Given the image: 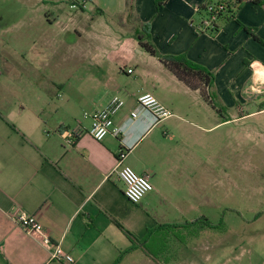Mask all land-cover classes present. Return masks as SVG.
<instances>
[{
  "label": "crops",
  "instance_id": "obj_1",
  "mask_svg": "<svg viewBox=\"0 0 264 264\" xmlns=\"http://www.w3.org/2000/svg\"><path fill=\"white\" fill-rule=\"evenodd\" d=\"M204 2L168 0L157 9L155 0H0V264H112L158 227L177 228L184 241L198 235L173 242L164 262L135 246L121 264H178L191 254L201 256L197 264H227L220 254L232 264H253L255 254L264 264V240L249 222L227 223L235 209L219 208L218 219L206 214L207 189L218 194L221 181L216 140L204 125L214 99L230 106L234 96L264 92L254 74L264 68V0H240L212 32L193 23ZM142 23L161 55L212 72V87L191 89L144 51L132 37ZM146 93L174 116L155 123L139 111L131 119ZM115 96L124 101L113 118L119 135L83 134L66 145L60 131L78 122L88 130ZM121 152L123 164L153 186L138 204L116 173ZM13 213L35 216L49 245L15 224ZM260 217L264 211L254 222ZM206 220L220 229H206ZM57 248L70 263L53 259Z\"/></svg>",
  "mask_w": 264,
  "mask_h": 264
},
{
  "label": "rangeland",
  "instance_id": "obj_2",
  "mask_svg": "<svg viewBox=\"0 0 264 264\" xmlns=\"http://www.w3.org/2000/svg\"><path fill=\"white\" fill-rule=\"evenodd\" d=\"M63 6L68 7V4ZM78 12L86 18V14ZM204 16V11L197 13L194 25ZM229 101L231 105L227 106L226 100L214 99L215 110L206 108L204 114V125L210 128L207 138L212 136L216 140V162L221 181L218 194L213 196L207 189V203L210 201L213 206L207 205L205 211L218 219L220 209H235L228 212L227 223L239 229L238 226L248 221L250 232H254L253 236L258 237L256 240L260 243L264 240V217L256 222L254 217L264 211V92L252 90ZM208 147L207 140V150ZM220 255L230 258L227 264H232L231 255ZM192 257L191 254L189 258ZM194 257L196 259L184 260L182 256L178 264H197L201 256ZM250 258V254L245 255V260ZM158 260V263L165 261ZM253 261V264L261 263L255 254ZM212 263L213 260L206 264Z\"/></svg>",
  "mask_w": 264,
  "mask_h": 264
},
{
  "label": "built area",
  "instance_id": "obj_3",
  "mask_svg": "<svg viewBox=\"0 0 264 264\" xmlns=\"http://www.w3.org/2000/svg\"><path fill=\"white\" fill-rule=\"evenodd\" d=\"M71 7L77 9L78 5L73 3ZM224 11V5L220 4L219 0H215L213 3L207 5L204 11L205 16L202 17L199 22V30L202 32L214 31L216 29V24L220 20V15ZM256 68L258 69L254 71V74L258 78L255 83L264 84V68L260 66ZM127 72L132 73V70L128 69ZM259 72H262V75H259ZM123 105L124 101L121 98L117 96L113 97L103 110L95 112L92 115V123L88 130H85L79 122L71 128H64L61 130L60 134L63 141L66 145L72 146L83 134H88L96 141H102L108 135L118 136L120 129L115 127L113 118ZM137 105V109L131 113V119H135L139 111L151 115L155 123H159L174 116L155 96L149 93L140 95L137 99ZM126 155V152L120 153L116 173L125 185V197L131 203L138 204L148 193L153 191V186L148 176L140 175L130 166L123 164ZM11 218H13L15 224L28 234L39 236L41 242L45 246L49 245V238L44 234L43 227L35 216H27L25 214L16 215L13 213L11 214ZM53 259L65 263L71 262V257L60 248H57L53 254Z\"/></svg>",
  "mask_w": 264,
  "mask_h": 264
},
{
  "label": "trees",
  "instance_id": "obj_4",
  "mask_svg": "<svg viewBox=\"0 0 264 264\" xmlns=\"http://www.w3.org/2000/svg\"><path fill=\"white\" fill-rule=\"evenodd\" d=\"M167 1L168 0H155L157 9L163 7ZM214 1L215 0H205V2L199 7L198 12L205 11L206 6L213 3ZM219 3L224 5L225 8V11L221 13L219 18L222 20H227L233 17L232 15L234 9L241 4L240 0H219ZM127 13L129 16L127 18V23H130L135 17L134 9L130 1H127ZM132 37L138 42L144 51L149 53L151 56L158 58L159 61L170 72L187 84V86H189L191 89H200L202 91L206 87H212L214 83V75L206 68L189 61L185 56L161 55L152 41L149 24L142 23L138 26H135ZM211 102L213 108L215 109L214 102ZM173 229H175V231H173ZM176 229L177 228L158 227L153 231H149L147 237L144 240L141 242L133 241L132 246L129 249L121 252L112 264H121L127 253L134 250L135 246H141L143 253L147 257L152 258L155 261H159L158 258H161L163 261V259L169 255L166 253L167 251L171 250L173 242H177L178 244L182 245L187 243L192 238L197 237L198 235L197 230L195 232H188L184 241L181 237V234L176 231ZM206 229H220V225H213L209 220H206Z\"/></svg>",
  "mask_w": 264,
  "mask_h": 264
},
{
  "label": "bare ground",
  "instance_id": "obj_5",
  "mask_svg": "<svg viewBox=\"0 0 264 264\" xmlns=\"http://www.w3.org/2000/svg\"><path fill=\"white\" fill-rule=\"evenodd\" d=\"M258 74H259V75H262V72H259Z\"/></svg>",
  "mask_w": 264,
  "mask_h": 264
}]
</instances>
